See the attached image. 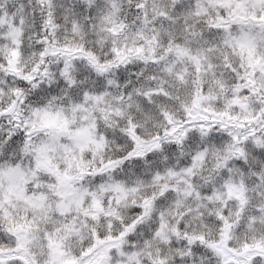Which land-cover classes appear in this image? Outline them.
<instances>
[{"label": "snow or ice", "instance_id": "6c2138e0", "mask_svg": "<svg viewBox=\"0 0 264 264\" xmlns=\"http://www.w3.org/2000/svg\"><path fill=\"white\" fill-rule=\"evenodd\" d=\"M0 264H264V0H0Z\"/></svg>", "mask_w": 264, "mask_h": 264}]
</instances>
